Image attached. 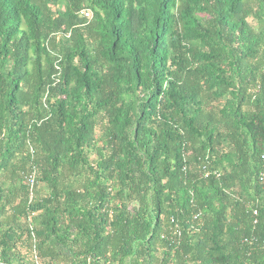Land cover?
<instances>
[{"label": "trees", "instance_id": "trees-1", "mask_svg": "<svg viewBox=\"0 0 264 264\" xmlns=\"http://www.w3.org/2000/svg\"><path fill=\"white\" fill-rule=\"evenodd\" d=\"M33 250L264 264V0H0V264Z\"/></svg>", "mask_w": 264, "mask_h": 264}, {"label": "built area", "instance_id": "built-area-1", "mask_svg": "<svg viewBox=\"0 0 264 264\" xmlns=\"http://www.w3.org/2000/svg\"><path fill=\"white\" fill-rule=\"evenodd\" d=\"M80 16H83V17H85L87 19H90L91 18V14L87 10L81 11L80 12ZM29 152H30V154H32L31 149H29ZM26 184H27V186L29 188V197L31 198L32 197V189H33L34 184H35V172H34V170H30V173L27 175V177H26ZM32 256H33L34 264H40L38 262L36 256H35L34 250L32 251Z\"/></svg>", "mask_w": 264, "mask_h": 264}]
</instances>
